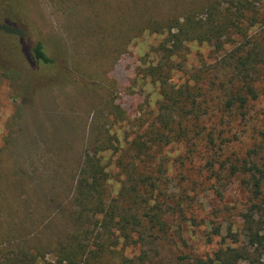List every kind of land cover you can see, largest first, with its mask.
<instances>
[{
  "label": "rangeland",
  "instance_id": "374dc122",
  "mask_svg": "<svg viewBox=\"0 0 264 264\" xmlns=\"http://www.w3.org/2000/svg\"><path fill=\"white\" fill-rule=\"evenodd\" d=\"M211 1L0 0V260L4 264L32 252L47 253L46 259L52 261L57 244L78 231L73 196L85 149L108 139L123 146L116 136L122 140L126 131L136 129L141 109L156 99V88L137 77L139 66L160 57L157 48L165 34L154 26H166L173 16L200 12ZM38 41L52 62L29 56ZM220 55L206 44L192 43L188 50L195 66L212 65ZM259 88L252 111L262 124L264 78ZM209 105L213 106L212 100ZM211 124H216L214 117ZM251 133L248 126L227 151L202 143L192 152L182 143L163 148L167 171L154 175L160 179L154 196L164 202L167 231L159 224L153 238L162 257L208 258L228 245L250 247L257 255L249 245L245 214L264 219V209L256 206H264V187L259 192L247 186L244 179L249 173L240 171L245 159L249 166L261 163L260 154H249L254 148ZM232 153L242 165L235 174L223 162ZM103 157L115 161L117 155L107 150ZM117 181L114 176L110 183L112 195L120 189ZM121 246L122 242L116 254L106 256L108 261H117L122 251L138 253ZM255 264H264V257Z\"/></svg>",
  "mask_w": 264,
  "mask_h": 264
},
{
  "label": "trees",
  "instance_id": "16d2710c",
  "mask_svg": "<svg viewBox=\"0 0 264 264\" xmlns=\"http://www.w3.org/2000/svg\"><path fill=\"white\" fill-rule=\"evenodd\" d=\"M167 21L164 27L154 26L165 34L157 48L160 57L137 69V77L156 88L155 101L141 109L135 119L136 129L126 131L122 140L115 135L123 146L108 139L85 149L73 196L78 231L57 244L54 260L48 261L47 253L32 252L26 257L13 256L12 264H255L264 257V219L254 214H245V222L256 256L250 247L228 245L208 258L182 255L171 261L162 257L153 239L157 238V225L167 231L164 202L154 196L160 181L154 175L167 171V158L161 155L164 147L182 143L192 152L197 143H202L227 151L249 126L254 142L249 154H260L261 163L249 166L245 159L242 167L237 164L239 158H232L234 153L223 162L229 163L231 174L241 167L240 171L249 173L244 183L254 186L255 191L261 192L264 187V120L259 124L258 114L252 111L264 78V0H212L200 12ZM192 43L211 46L212 53L221 55L212 65L190 64L188 50ZM29 56L52 62L40 41ZM178 73L182 75L177 79ZM213 117L216 124L208 126ZM107 150L117 155L115 161H104ZM116 169L119 171L114 174ZM114 176L120 189L112 195ZM256 206L264 209L262 204ZM121 242V247H131L138 253L125 255L122 251L117 261H108L106 256L116 254Z\"/></svg>",
  "mask_w": 264,
  "mask_h": 264
}]
</instances>
